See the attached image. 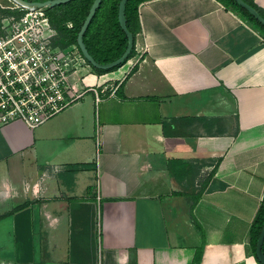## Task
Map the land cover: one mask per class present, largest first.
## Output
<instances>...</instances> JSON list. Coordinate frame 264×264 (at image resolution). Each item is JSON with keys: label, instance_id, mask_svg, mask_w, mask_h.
Instances as JSON below:
<instances>
[{"label": "crops", "instance_id": "1", "mask_svg": "<svg viewBox=\"0 0 264 264\" xmlns=\"http://www.w3.org/2000/svg\"><path fill=\"white\" fill-rule=\"evenodd\" d=\"M138 19L133 64L81 72L100 101L0 126V264H259L264 36L218 0H145ZM171 159L202 185L195 220Z\"/></svg>", "mask_w": 264, "mask_h": 264}, {"label": "built area", "instance_id": "2", "mask_svg": "<svg viewBox=\"0 0 264 264\" xmlns=\"http://www.w3.org/2000/svg\"><path fill=\"white\" fill-rule=\"evenodd\" d=\"M8 1L0 3V126L20 121L36 128L87 91L100 101L93 84L81 86V72L91 67L77 44L58 43L47 7ZM101 86V92L107 91L106 82Z\"/></svg>", "mask_w": 264, "mask_h": 264}, {"label": "trees", "instance_id": "3", "mask_svg": "<svg viewBox=\"0 0 264 264\" xmlns=\"http://www.w3.org/2000/svg\"><path fill=\"white\" fill-rule=\"evenodd\" d=\"M26 1L36 2L43 0ZM92 1L93 0H71L65 4H60L58 6H62V9L59 10V16H55L51 12V9L46 8V11L50 16L51 25L57 31L58 43H60L62 46L68 45L70 43L76 44L77 32L90 8ZM142 1L145 0H127L125 5L126 24L127 28L133 35L134 43L131 52L129 53L128 57L125 59L123 64L135 54V36L139 27L138 5ZM218 1H220L226 6L232 7L240 14H242L250 23V25L256 28L264 36V26L260 24L253 16H251L246 10L240 7L236 2H234L233 0ZM245 1L248 2L252 7H254L264 17V11L260 9L253 1ZM118 3L119 0H102L98 9L95 12L94 17L92 18L90 24L88 25L83 35V41L89 53L94 57L95 60L100 63H107L116 59L122 54L126 47V35L121 29L117 20ZM68 22L71 23V27H66V23ZM119 67L120 65L110 68L108 70H103L94 67L92 68L95 73L103 74L114 71ZM135 69L136 65L133 66L130 72L134 71ZM189 168H191V165L182 162L180 159H171L168 163V170L172 173L173 178L180 186L178 190L179 193H182L183 195L188 196L190 198L189 212L191 218L195 220L192 213V209L201 196L202 185L199 187H194L191 185L187 186L180 184L181 179H183L185 173L189 171ZM24 205L25 204H23V206ZM19 207H22V205ZM263 222L264 194L262 196L259 208L250 227V242L253 254L255 251L256 240L263 225ZM262 251L264 253V241L262 244Z\"/></svg>", "mask_w": 264, "mask_h": 264}, {"label": "water", "instance_id": "4", "mask_svg": "<svg viewBox=\"0 0 264 264\" xmlns=\"http://www.w3.org/2000/svg\"><path fill=\"white\" fill-rule=\"evenodd\" d=\"M17 3L23 4V5H36L39 7H47L51 8L56 5L65 4L71 0H43V1H36V2H30L26 0H13ZM102 0H93L90 8L77 32L76 35V44L83 56V58L94 68H99L103 70H108L110 68H113L115 66H122L125 59L128 57L129 53L131 52V49L133 47L134 38L132 33L127 28L126 24V17H125V5L127 0H119L118 8H117V20L121 27V29L124 31L127 39L126 47L122 54L117 57L116 59L107 62V63H100L97 60L94 59V57L89 53L84 41H83V35L90 24L92 18L95 15L96 10L98 9L100 3ZM236 2L240 7H242L244 10H246L251 16H253L260 24L264 26V17L254 8L252 7L248 2L245 0H233ZM264 241V222L260 229V232L258 234L256 244H255V257L257 261L260 264H264V253L262 251V244Z\"/></svg>", "mask_w": 264, "mask_h": 264}, {"label": "rangeland", "instance_id": "5", "mask_svg": "<svg viewBox=\"0 0 264 264\" xmlns=\"http://www.w3.org/2000/svg\"><path fill=\"white\" fill-rule=\"evenodd\" d=\"M0 3L1 4H6V3H9V1L8 0H0ZM65 8V7H64ZM49 9H51V12L55 15V16H59V10L60 9H62V6H58V5H56V6H53V7H51V8H49ZM135 54H136V50H135ZM135 54L133 55V57H131L130 58V63H127V61L129 60H127L123 65H122V67L123 66H125V64H133V62H134V59H136V57H135ZM87 62V61H86ZM88 63V62H87ZM89 64V63H88ZM90 65V64H89ZM128 66V65H127ZM90 67H91V70H93V68H92V66L90 65ZM121 67V66H120ZM119 67V68H120ZM118 69V68H117ZM116 69V70H117ZM116 70H114V71H116ZM94 71V70H93ZM107 82H106V84H109L110 83V80L109 79H107L106 80ZM113 85V84H112ZM109 87V86H108ZM53 119V118H52Z\"/></svg>", "mask_w": 264, "mask_h": 264}]
</instances>
